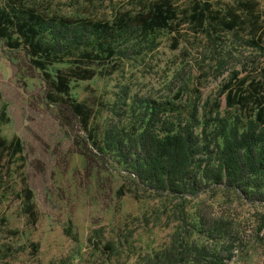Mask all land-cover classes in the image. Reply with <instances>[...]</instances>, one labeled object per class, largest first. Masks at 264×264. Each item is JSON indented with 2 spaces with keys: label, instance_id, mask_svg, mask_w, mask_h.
<instances>
[{
  "label": "rangeland",
  "instance_id": "rangeland-1",
  "mask_svg": "<svg viewBox=\"0 0 264 264\" xmlns=\"http://www.w3.org/2000/svg\"><path fill=\"white\" fill-rule=\"evenodd\" d=\"M174 2L180 10L189 5ZM28 5L94 21L136 11L134 0ZM66 35L81 41L88 34L79 26L58 34L61 46ZM257 66L264 69V51L242 34L195 35L188 26L180 37L159 31L126 53L112 76L72 83V98L93 111L86 133L68 110L47 101L44 77L25 52L0 40V135L23 147L0 165V264H210L211 256L222 264H264V203L255 193L209 184L183 200L141 190L136 199L124 158L138 135L134 127L189 124L201 134L216 103L226 113L222 85L233 72ZM195 250H204L197 261Z\"/></svg>",
  "mask_w": 264,
  "mask_h": 264
},
{
  "label": "trees",
  "instance_id": "trees-1",
  "mask_svg": "<svg viewBox=\"0 0 264 264\" xmlns=\"http://www.w3.org/2000/svg\"><path fill=\"white\" fill-rule=\"evenodd\" d=\"M30 1L5 0L0 6V40L11 50L25 52L31 68L44 77L47 101L68 110L86 133L91 132L93 111L72 98V83L112 76L122 68L126 53L147 45L159 31L180 37L182 26H188L195 35L242 34L250 47L264 51V11L258 0H189L182 10L174 0H134L136 11L119 10L111 19L95 21L63 17L51 8L28 5ZM77 26L87 38L80 41L66 35L68 43L61 46L58 34H68ZM56 65L67 67L51 74ZM221 95L225 115L216 103L211 112L215 117L201 134L189 124L134 127L133 134L138 135L129 141L124 155L134 186L129 193L136 199L143 197L141 190L183 200L213 184L255 193L264 203V69L233 72ZM96 146L101 150L100 144ZM22 150L19 140L0 135V165ZM117 194L123 197L125 192L119 189ZM23 198L28 216L35 221L36 213L30 210L32 192L25 189ZM202 251H194L193 261L200 259ZM211 258L210 264H222L218 256Z\"/></svg>",
  "mask_w": 264,
  "mask_h": 264
}]
</instances>
